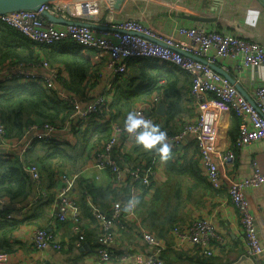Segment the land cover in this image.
Instances as JSON below:
<instances>
[{"label":"crops","instance_id":"1","mask_svg":"<svg viewBox=\"0 0 264 264\" xmlns=\"http://www.w3.org/2000/svg\"><path fill=\"white\" fill-rule=\"evenodd\" d=\"M63 1L61 5L66 6L64 19L66 21L107 26L118 19L133 18L141 20L163 34L186 41L188 38L180 34L178 28L193 25L225 30L258 41L264 46V5L261 0H123L118 9L111 7L110 0ZM66 23L60 22L56 27L62 29ZM57 45L36 47V53L41 60L52 65L47 54L51 48H61V45ZM81 53L91 60L93 68L88 78L90 88L87 90L90 89V97L77 96L79 101L85 102L102 93L109 95L108 100H113L114 96L111 94L115 95L116 92L117 75L112 74L103 61L95 58V52ZM52 63L55 64V61L52 60ZM232 64L233 60L230 59L218 62L220 67L229 66L228 74L247 94L253 93L256 86L264 80V67L244 69L239 75L232 70ZM21 65L36 74L45 72L41 67ZM52 66L58 69L57 88L67 91L64 84L69 80L68 71L62 63ZM137 67L135 61L129 62L127 71L119 74V79L124 80L135 74ZM6 72L8 71L0 70V80L6 81L7 78L4 76ZM190 80L189 74L182 73L181 86L184 95L181 112L170 122L167 129L172 134L179 131L183 123L194 121L197 117V103L189 93ZM155 93L156 91L145 98H139L133 108L143 104L149 109L147 103ZM157 107L152 112L156 121H161L164 114H158ZM130 111L125 118L113 117L108 111L103 118L90 120L81 129L67 121L62 128H57L54 141L58 142V145L49 144L43 149L36 148L32 155L28 152L31 146L22 153L23 144L16 143V140L7 141V145L0 144V153L24 156L30 162L28 165L34 163L39 166L42 186L47 190L44 201H34L35 193L31 186L29 195L15 202L13 209L5 200L6 205L10 207L8 213L15 216L16 222L12 231L4 238L5 250H2L0 245V251L7 254V264H17L25 260H40L44 264H121L118 258L109 261L100 259L96 250L99 228L92 216L94 208L107 211L115 202H121L127 223V229L117 234L111 247L115 254L129 252L147 256L155 253L165 264H250L242 257L248 256L245 253L237 210L230 201L226 186L214 188L208 182L206 168L193 137H187L179 144L172 145L168 142L172 134H167L170 153L167 159H163V154L159 150L152 151V148L146 147L136 149L135 147L142 143L130 141L124 133L119 136L112 155L124 168L135 167L139 159L144 158L145 161L141 164L149 165L153 170L148 187L139 186L135 189L126 174H123L121 182H117L106 169L96 165L93 154L106 141H100L99 144L95 142L96 138L93 137L95 132L97 133L96 130L104 127L110 136L111 123L105 124V120L112 118L113 123L123 124ZM239 123L238 116L222 114L216 126L213 142L219 151H225L230 147L238 134ZM87 130L90 142L84 138ZM57 148H62L63 151L57 154ZM42 155H49L48 159H44L46 166L43 170L41 163L36 159ZM253 163L260 171H264L263 140H256L235 149V158L219 166L223 182L227 184V178L238 179L250 175ZM60 173L77 175L71 192L79 209L80 220L76 226L80 232L74 229L75 223L71 217L59 220L55 216L56 195L61 186L58 176ZM86 183L98 190L96 200L93 201V197L82 190ZM245 199L257 229L259 243L263 248L261 254L255 256L254 264H264V183L246 189ZM130 201L134 205L131 211L128 207ZM201 217L210 220L217 234V238L211 240L210 255L202 254L188 239L178 241L172 231L176 224L185 227ZM35 228H44L50 232L53 238L60 242L61 248L35 250L31 242V234ZM142 232L151 233L157 238L158 244L148 245L141 236ZM80 234L83 237L79 238ZM122 264H136L134 256Z\"/></svg>","mask_w":264,"mask_h":264},{"label":"built area","instance_id":"2","mask_svg":"<svg viewBox=\"0 0 264 264\" xmlns=\"http://www.w3.org/2000/svg\"><path fill=\"white\" fill-rule=\"evenodd\" d=\"M62 2L64 1L50 0L42 3L37 10L7 12L0 15V21L39 45L50 46L63 41H73L81 47L82 52H95V58L103 61L114 75L125 73L129 62L134 58H147L159 63L171 64L189 74L191 78L189 93L197 103L198 114L194 121L183 123L179 131L170 135L168 142L177 145L187 137L195 139L199 156L206 168L208 182L214 188L226 186L230 201L237 210L246 255L255 257L261 254L263 248L259 243L257 229L245 199V190L263 184L264 171H260L253 163V171L250 175L238 179L227 178V184H225L219 166L235 158V149L256 140L264 141V80L256 86L253 93L248 94L252 99L253 103H251L226 76L215 70L213 66H218V62L225 59L233 60L232 70L239 75L244 69L264 67V46L258 41L249 40L225 30L206 29L193 25L178 28L179 33L188 38L186 41L163 34L141 20L133 18L118 19L107 26L100 25L97 28L66 23L62 29H58L55 23L42 15V12L47 11L65 19L66 6H62ZM31 65L41 67L45 72L36 74L24 69L21 64H15L9 66L4 76L17 83L34 80L46 88L55 90L58 98L71 108V119L79 122L81 127H85L90 120L101 119L107 114L109 95L102 93L85 102H80L77 95L57 88L58 69L56 67L45 60H39ZM218 67L228 73L229 66ZM111 96L114 95L111 94ZM160 102H162L161 91L156 90L151 101L147 103L149 109L140 104L133 108L132 112L154 123L156 118L152 111ZM225 113L238 116L240 123L238 134L230 147L225 151H219L213 142L218 121ZM106 121L111 123V134L102 147L93 154L96 165L106 169L117 182H121L123 174H126L135 189L139 186L148 187L153 174L151 166L141 164L124 168L112 155L113 147L121 134H126L130 141L134 142L145 129L139 127L134 133H128L125 131V122L113 123L112 118ZM56 135L57 128L49 123L32 124L28 126L22 138L14 141L23 144L21 151L23 153L33 139L51 141L56 138ZM7 141L5 125L0 120V144L7 145ZM5 154L7 153H0V157ZM25 168L32 179L34 201L46 198L47 191L42 186L38 166L31 163ZM58 176L61 186L56 195L55 216L59 220H66L67 216L71 217L75 223L74 229L80 232L76 226L80 220L79 209L71 192L77 175L61 173ZM4 204L5 200L1 199L0 206ZM128 207L130 211L133 210L132 201L128 203ZM92 216L99 228L96 250L102 261L118 258L122 264L133 255L136 264H165L155 253L147 256L129 252L114 253L111 247L117 234L127 229L121 202H115L107 211L94 208ZM4 217L8 220L15 219V216L10 213L5 214ZM172 231L178 241L188 239L202 254H212L211 240L217 238V234L210 220L196 218L185 227L174 225ZM141 236L150 246L158 244L157 238L149 232H142ZM81 237H83L82 234L79 235V238ZM31 242L37 251H43L48 247L56 250L61 248L60 242L44 228L33 230ZM7 263V254L0 251V264ZM17 264L44 263L40 260H25Z\"/></svg>","mask_w":264,"mask_h":264},{"label":"trees","instance_id":"3","mask_svg":"<svg viewBox=\"0 0 264 264\" xmlns=\"http://www.w3.org/2000/svg\"><path fill=\"white\" fill-rule=\"evenodd\" d=\"M54 45H61V48H51L47 55L51 59L52 65L62 63L68 71L69 80L65 82L64 88L81 98H89L88 78L93 63L81 53V47L73 41L55 43L50 47ZM39 46L43 45L29 41L20 32L0 21V70H7L9 66L15 64L37 63L41 60V57L36 53V47ZM52 60L55 61V64L52 63ZM133 61L138 65L135 74L129 75L124 80L119 79V75L116 77V92L113 100L109 103V113L113 117L125 118L139 98H145L158 90L161 91L165 111L161 121H155L153 124L167 134H172L167 129L170 122L181 112L184 95L181 81L182 73L185 71L177 66L159 63L153 59L134 58L130 62ZM70 114L71 108L58 98L53 89L45 88L34 80L26 83H17L8 79L0 80V120L5 125L8 141L22 138L28 126L32 124L49 123L55 128H62L68 121L81 129L79 122H74ZM105 124H109V122L106 121ZM96 131L97 133L95 132L93 137V139L96 138V143L109 137L107 129L104 127ZM88 134L87 130L84 133V138L90 142ZM49 144L58 145V142L55 143L54 139L51 141L33 139L28 152L32 155L36 148L43 149ZM140 147L145 146L139 144L135 148L140 150ZM159 149V144L152 147V151ZM62 151V148H57L56 152L60 154ZM48 157L49 155H42L36 158L41 163L42 170L46 166L44 159H48ZM143 159L140 158L135 166L141 165L145 161ZM149 162L146 161V163ZM28 163L30 162L24 156L21 159L11 153L0 157V200H7L12 205V209L15 208L13 205L15 202L21 201L29 195L31 186H33L32 179L25 168ZM38 170L41 175L39 166ZM82 190L93 197V201L96 200L98 190L95 187L86 183ZM44 200L45 198L39 201ZM9 209L10 207L6 203L0 207V245L2 250H5L4 238L12 231L16 223L14 219L8 220L4 217Z\"/></svg>","mask_w":264,"mask_h":264},{"label":"water","instance_id":"4","mask_svg":"<svg viewBox=\"0 0 264 264\" xmlns=\"http://www.w3.org/2000/svg\"><path fill=\"white\" fill-rule=\"evenodd\" d=\"M50 1V0H0V15L11 12V11H17V10H37L40 8L41 4ZM264 5V0H261ZM123 0H111V6L114 9H118L120 5L122 4ZM42 15L46 17L49 21L58 24L60 22H67V23H76V24H82L86 25L88 27H99V25L87 23V22H80V21H66L61 17H57L53 15L52 13H49L47 11H43ZM213 68L217 71H219L221 74L226 76L230 82L240 91V93L246 97L251 103L252 99L248 96V94L239 86V84L231 78V76L228 73L223 72L218 66L214 65ZM165 110V104L163 102H160L158 104V107L156 109V112L160 115L164 114ZM101 211V209H99ZM244 260L248 261L250 264H254V260L256 257L248 258L246 256H242Z\"/></svg>","mask_w":264,"mask_h":264},{"label":"clouds","instance_id":"5","mask_svg":"<svg viewBox=\"0 0 264 264\" xmlns=\"http://www.w3.org/2000/svg\"><path fill=\"white\" fill-rule=\"evenodd\" d=\"M142 127L144 132L137 136V142L142 143L146 148H152L159 144V151L163 154L162 158L167 159L170 153V145L167 142V133L160 130L151 121L145 120L134 112H130L125 120V131L134 133L137 128Z\"/></svg>","mask_w":264,"mask_h":264},{"label":"rangeland","instance_id":"6","mask_svg":"<svg viewBox=\"0 0 264 264\" xmlns=\"http://www.w3.org/2000/svg\"><path fill=\"white\" fill-rule=\"evenodd\" d=\"M109 101H111V99H109Z\"/></svg>","mask_w":264,"mask_h":264}]
</instances>
